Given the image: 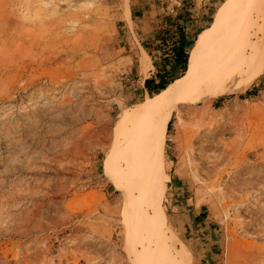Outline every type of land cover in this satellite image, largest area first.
Listing matches in <instances>:
<instances>
[{
	"label": "rangeland",
	"instance_id": "rangeland-1",
	"mask_svg": "<svg viewBox=\"0 0 264 264\" xmlns=\"http://www.w3.org/2000/svg\"><path fill=\"white\" fill-rule=\"evenodd\" d=\"M225 1L0 0V264H264L261 30L246 74L169 105L161 229L135 179L130 195L104 169L116 147L125 166L126 143L142 138L130 112L158 96L144 79L162 65L168 31H202L201 44ZM194 6L210 15L200 31Z\"/></svg>",
	"mask_w": 264,
	"mask_h": 264
},
{
	"label": "bare ground",
	"instance_id": "bare-ground-1",
	"mask_svg": "<svg viewBox=\"0 0 264 264\" xmlns=\"http://www.w3.org/2000/svg\"><path fill=\"white\" fill-rule=\"evenodd\" d=\"M233 4L238 7L231 12ZM258 30H261L264 35V0H226L218 10L205 39L195 49V57L189 71L169 83L158 96L147 100V104H140L130 112L131 117L135 120L134 123L137 121L134 126L141 130L142 138L136 139L134 143L132 140L129 145L126 143L128 154L124 158L125 166L115 163L117 147L107 155L104 161L105 173L116 179L118 187L126 189L130 179H135L132 190L135 189L138 192L137 195L145 196L153 203V219L160 229L162 226L156 198L158 194L156 190L157 174L171 114L169 105L183 99L192 91L203 92L202 87H204L205 81L211 85L216 84L217 81L226 83L246 74L243 71L242 63L243 61L247 62L246 50L249 47L258 46L254 40L260 38ZM224 42L225 44L220 48ZM145 55L143 57L144 68L149 64ZM258 76V73L253 74V72L247 74V84ZM147 114L149 119L145 120ZM145 121L147 122L144 123ZM131 131L132 129L126 130V141L132 134ZM136 142L140 152L143 151V147L146 149L144 158L142 154V159L139 158V152H137V156H133V145ZM152 153L155 154L157 160L150 164L153 157L149 155ZM143 168L145 169L143 170ZM131 185L129 183L127 188L130 195L133 193ZM159 248L165 251V258L173 260L164 247V243L159 242Z\"/></svg>",
	"mask_w": 264,
	"mask_h": 264
},
{
	"label": "trees",
	"instance_id": "trees-1",
	"mask_svg": "<svg viewBox=\"0 0 264 264\" xmlns=\"http://www.w3.org/2000/svg\"><path fill=\"white\" fill-rule=\"evenodd\" d=\"M177 36L172 41L168 52L163 57V63L154 76L144 80V86L150 93H159L174 79L181 77L188 70V50L192 47L195 38L188 40L183 26L177 25ZM170 32V30L168 31ZM157 78V82L155 81ZM171 120L167 124V131L170 129Z\"/></svg>",
	"mask_w": 264,
	"mask_h": 264
},
{
	"label": "crops",
	"instance_id": "crops-1",
	"mask_svg": "<svg viewBox=\"0 0 264 264\" xmlns=\"http://www.w3.org/2000/svg\"><path fill=\"white\" fill-rule=\"evenodd\" d=\"M196 6H194L193 8H195ZM195 17H196V20H190V23H191V27H193V26H197V29H198V31H200L201 29H203L202 27L206 24L207 25V23H209V22H207V21H210L209 20V17H210V15H208L207 13H206V10L204 9L203 11H199V10H196V8H195ZM192 17H193V15H191ZM187 23H189L188 21H187ZM177 25H174V27L173 28H175ZM182 26V25H181ZM171 27V26H170ZM205 27V26H204ZM185 29H186V31H185ZM184 31H185V35H186V37H187V39L188 40H191L193 37H191V34H193V33H191V34H188V32H187V27L186 28H184ZM170 32L171 33H173L174 35H175V37H172V40H171V44H172V41L176 38V36H177V32L176 31H173V29H170ZM200 36H202V31L197 35V37H196V40H195V43H194V46L192 47V48H190L188 51H189V59H190V65H191V63H192V60H193V57H194V47H196L198 44L197 43H199L198 42V38L200 37ZM170 44V45H171ZM200 44V43H199ZM193 50V51H192ZM142 51L144 52V54H146L147 56H148V53H146V51L144 50V48L142 49ZM164 55H166V54H164ZM148 58H149V56H148ZM190 65H189V67H190ZM150 66H151V64H150ZM188 67V68H189ZM156 72H157V70H156ZM155 75V74H154ZM154 75H148V76H146L145 77V79H147V78H151L152 76H154ZM144 79V80H145ZM177 79V78H176ZM175 80V79H174ZM155 81L157 82L158 80H157V78H155ZM145 90L146 91H148L146 88H145ZM197 215H196V217L197 218H199V216H200V213H196ZM178 218V217H177Z\"/></svg>",
	"mask_w": 264,
	"mask_h": 264
}]
</instances>
